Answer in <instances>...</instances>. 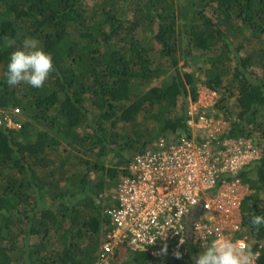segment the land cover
Here are the masks:
<instances>
[{"label":"trees","instance_id":"trees-1","mask_svg":"<svg viewBox=\"0 0 264 264\" xmlns=\"http://www.w3.org/2000/svg\"><path fill=\"white\" fill-rule=\"evenodd\" d=\"M26 36L53 56L42 88L6 83ZM180 53L196 69L181 71ZM199 82L219 94L220 138H264V0H0V107L25 116L0 126V264H97L112 190L135 152L189 134ZM240 177L251 192L236 236L264 264V227L251 223L264 215V144ZM210 243L189 241L183 258L122 245L111 264H195Z\"/></svg>","mask_w":264,"mask_h":264},{"label":"built area","instance_id":"built-area-1","mask_svg":"<svg viewBox=\"0 0 264 264\" xmlns=\"http://www.w3.org/2000/svg\"><path fill=\"white\" fill-rule=\"evenodd\" d=\"M207 88L188 103L189 134L160 137L133 154L110 195V230L97 264H111L122 245L175 258L186 256L191 240L219 237L251 247L247 235L236 236L249 190L240 172L257 162L262 148L252 137L220 138L225 126L205 111L218 93ZM23 120L20 107H0V126L19 129Z\"/></svg>","mask_w":264,"mask_h":264},{"label":"clouds","instance_id":"clouds-1","mask_svg":"<svg viewBox=\"0 0 264 264\" xmlns=\"http://www.w3.org/2000/svg\"><path fill=\"white\" fill-rule=\"evenodd\" d=\"M3 39L5 47L16 44L14 39L7 36ZM55 71L52 54L40 47L37 38L26 36L22 40L21 47L10 55V62L5 73L6 83L9 87L24 83L33 88H42ZM251 223L257 230L264 227V215L252 216ZM164 235L166 234H161V236ZM179 255L177 253V256ZM258 255L259 253L246 244L217 237L199 254L195 264H256Z\"/></svg>","mask_w":264,"mask_h":264},{"label":"rangeland","instance_id":"rangeland-1","mask_svg":"<svg viewBox=\"0 0 264 264\" xmlns=\"http://www.w3.org/2000/svg\"><path fill=\"white\" fill-rule=\"evenodd\" d=\"M184 20L183 19H181L180 20V29L182 28V29H184L183 28V24H184V22H183ZM242 52V51H241ZM195 58H197V56H195ZM198 59V58H197ZM163 61H165V59L163 58L162 59ZM197 62L198 61H196V62H192V61H188V59L185 57V55L183 54V53H180V60H179V64H178V66H179V69L181 70V71H183V70H187V71H190V70H193V69H196V64H197ZM173 71V70H172ZM172 71L170 70L168 73H165V72H162V77L163 78H167V77H169V76H171V73H172ZM197 73H198V71H197ZM157 82V79H154L153 81H152V83L151 84H155ZM141 87V89H143V88H146V86L145 85H143V86H140ZM208 92H209V89L207 88V86H205V85H202L200 82H199V84H198V93H200L199 95H201V94H208ZM218 93V92H217ZM217 95H219V94H217ZM188 99H189V102H190V100H193V98H191V96L190 97H188ZM217 99H218V96H217V98H215L214 99V101H213V103H211L210 105H207L205 108H208L207 110H205V111H207V113L209 114V116H212V117H214L215 119H217L219 122H221V124L222 125H224L225 126V129L227 130L228 129V124H229V121H228V119H225L224 117H222V114H220L218 117H216V116H214V114H215V107H214V105H215V102L217 101ZM179 101L181 102L182 101V97H180L179 98ZM188 102V103H189ZM23 114V113H22ZM23 117L25 118V116L23 115ZM141 120L142 121H144L145 119H143V116L141 115ZM154 122H153V120H150V119H148V120H145L144 121V125L142 126L143 128H145V127H148V128H151V127H153L154 126ZM254 135L255 136H253L252 138L254 139V141L260 146V148H263V144H264V138L263 137H261L260 136V133L259 132H255L254 133ZM65 144H62V147L64 146ZM57 151H54L53 152V154H55ZM113 161H115L114 160V156H113V154H111V157H110ZM113 191V190H112ZM249 192H251V189L249 188V190H248V193ZM247 193V194H248ZM250 239V238H249ZM251 240H253V238L251 237V239L249 240V243H250V245H251Z\"/></svg>","mask_w":264,"mask_h":264}]
</instances>
